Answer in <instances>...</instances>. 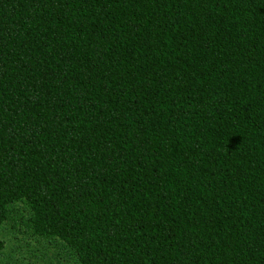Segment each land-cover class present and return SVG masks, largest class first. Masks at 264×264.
<instances>
[{
    "label": "trees",
    "instance_id": "trees-1",
    "mask_svg": "<svg viewBox=\"0 0 264 264\" xmlns=\"http://www.w3.org/2000/svg\"><path fill=\"white\" fill-rule=\"evenodd\" d=\"M8 227L35 264H264V0H0Z\"/></svg>",
    "mask_w": 264,
    "mask_h": 264
},
{
    "label": "rangeland",
    "instance_id": "rangeland-1",
    "mask_svg": "<svg viewBox=\"0 0 264 264\" xmlns=\"http://www.w3.org/2000/svg\"><path fill=\"white\" fill-rule=\"evenodd\" d=\"M1 237L5 241V247L0 253V264H35L36 245L32 241L24 240L21 235L11 231L9 227L2 232Z\"/></svg>",
    "mask_w": 264,
    "mask_h": 264
}]
</instances>
